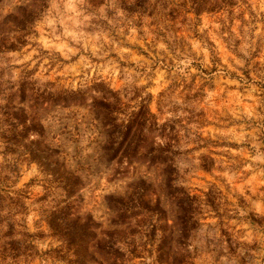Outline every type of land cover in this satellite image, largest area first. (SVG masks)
<instances>
[{"label": "clouds", "instance_id": "9594fccd", "mask_svg": "<svg viewBox=\"0 0 264 264\" xmlns=\"http://www.w3.org/2000/svg\"><path fill=\"white\" fill-rule=\"evenodd\" d=\"M0 264H264V0H0Z\"/></svg>", "mask_w": 264, "mask_h": 264}]
</instances>
